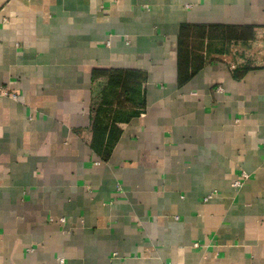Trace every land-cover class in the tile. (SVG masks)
<instances>
[{
  "label": "crops",
  "instance_id": "crops-1",
  "mask_svg": "<svg viewBox=\"0 0 264 264\" xmlns=\"http://www.w3.org/2000/svg\"><path fill=\"white\" fill-rule=\"evenodd\" d=\"M2 88L0 264H264V0H0Z\"/></svg>",
  "mask_w": 264,
  "mask_h": 264
},
{
  "label": "trees",
  "instance_id": "trees-1",
  "mask_svg": "<svg viewBox=\"0 0 264 264\" xmlns=\"http://www.w3.org/2000/svg\"><path fill=\"white\" fill-rule=\"evenodd\" d=\"M189 30L188 27L181 29V42L185 41ZM197 32H201V29ZM225 33L229 38H236L237 36L234 31L225 30ZM242 36H245V34ZM182 53L181 59H183ZM101 75L106 76L108 79L106 89L110 94L107 96L111 99L105 100L104 104L96 110L90 146L102 160L107 161L121 133L115 124L127 122L138 115L134 109L140 107V82H138L140 76L130 72L116 71L103 72ZM106 119H108V125L105 124Z\"/></svg>",
  "mask_w": 264,
  "mask_h": 264
},
{
  "label": "rangeland",
  "instance_id": "rangeland-1",
  "mask_svg": "<svg viewBox=\"0 0 264 264\" xmlns=\"http://www.w3.org/2000/svg\"><path fill=\"white\" fill-rule=\"evenodd\" d=\"M233 48V50L231 51V53H230V58L233 60V63L234 64H236L238 61H240L241 62V64H244V65H246V64H248L249 62H246L245 60H242L241 58H240V56H239V54L240 53H244V51L242 50V49H239V47L237 46L236 48H234V47H232ZM244 50H246V49H244ZM249 53V52H248ZM250 55H252L251 53H250ZM226 56H224L222 59H224V60H226ZM234 60H235V62H234ZM227 62H228V60H226ZM243 62V63H242ZM252 64V63H251ZM250 63L248 64V65H251Z\"/></svg>",
  "mask_w": 264,
  "mask_h": 264
},
{
  "label": "built area",
  "instance_id": "built-area-1",
  "mask_svg": "<svg viewBox=\"0 0 264 264\" xmlns=\"http://www.w3.org/2000/svg\"><path fill=\"white\" fill-rule=\"evenodd\" d=\"M232 68H234V67H232ZM0 94H1V95H5V94H6V90L3 89V88L0 89ZM235 185H236V186H239V185H240V182H239V181L236 182ZM198 247H199L198 243H194V244H192V246H191V248H192L193 250H194V249H195V250L198 249Z\"/></svg>",
  "mask_w": 264,
  "mask_h": 264
}]
</instances>
